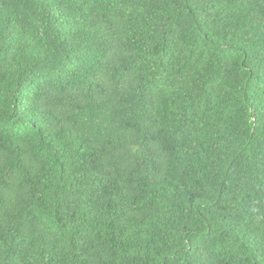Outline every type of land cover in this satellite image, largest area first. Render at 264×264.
<instances>
[{
	"label": "trees",
	"instance_id": "obj_1",
	"mask_svg": "<svg viewBox=\"0 0 264 264\" xmlns=\"http://www.w3.org/2000/svg\"><path fill=\"white\" fill-rule=\"evenodd\" d=\"M0 264H264V0H0Z\"/></svg>",
	"mask_w": 264,
	"mask_h": 264
}]
</instances>
